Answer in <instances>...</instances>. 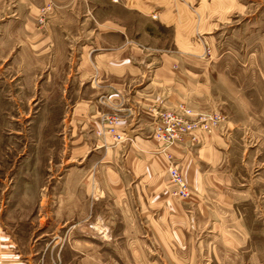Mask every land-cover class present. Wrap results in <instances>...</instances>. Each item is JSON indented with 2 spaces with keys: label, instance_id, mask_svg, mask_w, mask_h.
<instances>
[{
  "label": "rangeland",
  "instance_id": "obj_1",
  "mask_svg": "<svg viewBox=\"0 0 264 264\" xmlns=\"http://www.w3.org/2000/svg\"><path fill=\"white\" fill-rule=\"evenodd\" d=\"M119 1L134 9L125 15L122 7L112 6V17L125 18L132 28L136 22L137 29L142 27L144 32L156 30L155 36L144 39V50L154 45L158 48L155 53L179 57L182 64L194 70L202 65V74H210L212 107L202 112H217L223 118L211 132L195 135L194 142L183 136L168 143L155 130L159 114L172 107L150 108L151 129L137 141L142 144L148 140L152 146L144 147L145 151L154 148L165 159L163 180L169 201L151 208L144 205L140 211L132 197L125 214L106 194L99 197L95 190L96 198L84 199L87 205H94L95 214L80 215L77 222L85 226L94 219L111 228L101 234L80 232L79 244L101 235L106 239L137 238L149 255L145 256L146 261L132 264H264V0ZM46 2L37 10L38 28L44 26L56 5L53 0L44 23L39 24L40 10ZM3 9L6 10L0 7V14ZM12 57L0 49V231L21 248L36 251L38 256L52 236L46 229L55 216L41 214L45 208L40 207L46 196L47 200L54 198L51 191L56 178L70 173L85 174V151L90 145L108 150L109 155L104 151V157L117 161L127 146L135 144V138L120 128L122 113L128 112V108L119 91L87 93L85 85L76 87L70 80L56 86L55 71L31 74ZM77 94L79 98L89 96L99 107L92 131L81 130L84 133L79 137L86 143L81 146L75 141L79 127L71 119L75 103L70 97ZM111 118L116 119L114 128L122 135L120 140L107 133ZM214 131L220 150L218 169L221 167L229 178L222 212L202 208L199 213L193 204L197 197L189 209H182L194 198L179 160L184 152L194 149L203 135ZM172 150L178 152V158ZM170 164L177 166L186 183V197L172 194L174 186L167 175ZM52 205L47 208L52 210ZM72 222L62 224L60 231H67ZM184 233L191 239L202 238L200 258L195 261L178 257L176 251L184 248L168 245L167 240L159 241L164 236L176 238ZM63 253L68 259L66 264H76L79 259L71 257L69 246Z\"/></svg>",
  "mask_w": 264,
  "mask_h": 264
},
{
  "label": "crops",
  "instance_id": "obj_2",
  "mask_svg": "<svg viewBox=\"0 0 264 264\" xmlns=\"http://www.w3.org/2000/svg\"><path fill=\"white\" fill-rule=\"evenodd\" d=\"M45 1L0 0V7L6 9L0 14L3 20L0 26V49L7 55H13V61L31 74L55 71L56 86H62L70 80L76 87L81 83L85 85L87 93L119 91L126 100L124 106L128 108V112L122 113L123 119L119 125L126 135H134L135 144L127 146L123 157L117 161L113 157L105 158V150L101 146L91 148L90 145L86 148L83 168L88 171L56 178L51 191L54 198L47 200L46 196L40 207L45 208L41 214L55 216L54 221L47 226L46 230L52 236L42 252L36 256V251L21 248L12 237L0 231V264H66L68 259L64 258L63 250L67 246L71 249V257L79 258L76 264L143 262L149 254L139 239H106L103 235L97 239L92 236L95 231L101 234L110 230L111 226L95 222L94 219L86 223V227L80 226L77 222L80 215L95 214L94 205H87L84 199L86 196L96 198L94 191L98 190L99 197L106 194L119 208V212L125 214L130 208L128 199L132 197L135 207L140 211L144 205L151 208L169 201L163 180L165 159L154 148L145 151L144 147L152 146L148 140L141 144L137 139L142 140L151 129L149 111L153 106L170 108L181 102L196 111H206L212 107L210 74H202V65L194 70L182 64L179 57L155 53L158 48L154 45L144 50V39L155 36L156 30L151 28L149 33L144 32L142 27L137 29L136 22L133 29L126 24L125 18H114L110 14L112 6L122 7L125 15L133 11L134 8L128 7L126 3H120L119 0H56L46 23L38 28L35 19L37 10ZM49 78L52 79L51 75ZM133 81L135 83L131 86ZM85 92L82 91V94ZM70 100L75 103L71 109V119L79 127L76 129L78 133L75 135L78 137L75 141L81 146L84 144L79 137L84 133L81 130L92 131L99 107L87 95L79 98L77 94L71 96ZM215 132L203 135L192 149L193 152H184L182 160H179L194 198L192 202L184 204L182 209H189L190 203L196 201L197 197V202L193 204L199 213H202V208L213 213L222 212L223 200L228 195L224 188L229 178L221 167L218 169L220 150ZM91 133L89 137H92ZM171 153L179 157L175 150ZM105 154L109 155V151L106 150ZM112 154L110 150V156ZM51 204L52 210L47 208ZM69 221H73L70 227L61 232L62 224ZM135 227L136 224L132 225V229ZM80 232L92 234V238L87 237L90 239L80 245ZM164 237L159 241L167 240L168 245L184 248L176 251L183 260L192 262L200 258L202 238L191 239L184 233L182 237L168 236L171 242Z\"/></svg>",
  "mask_w": 264,
  "mask_h": 264
},
{
  "label": "built area",
  "instance_id": "obj_3",
  "mask_svg": "<svg viewBox=\"0 0 264 264\" xmlns=\"http://www.w3.org/2000/svg\"><path fill=\"white\" fill-rule=\"evenodd\" d=\"M53 0H47L45 5L41 8V13L38 18V23L43 24L46 12L52 7ZM171 110L163 111L158 116L157 127L155 133L160 138L168 143L174 140L188 136L189 139L196 141L197 134L209 133L212 129L216 128L220 123L223 116L217 112H202L193 111L184 103L175 104ZM115 118L108 120L107 133L113 136V139L120 140L122 135L114 128ZM167 175L169 182L174 186L172 194L178 197H186L188 190L186 183L180 175L178 168L175 164H170L167 168Z\"/></svg>",
  "mask_w": 264,
  "mask_h": 264
}]
</instances>
